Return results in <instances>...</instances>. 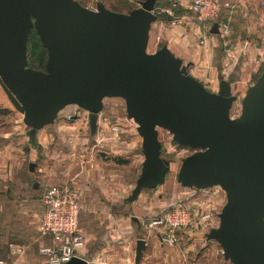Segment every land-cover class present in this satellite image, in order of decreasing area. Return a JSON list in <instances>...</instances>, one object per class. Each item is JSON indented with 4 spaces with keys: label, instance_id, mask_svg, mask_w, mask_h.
Masks as SVG:
<instances>
[{
    "label": "water",
    "instance_id": "95a60500",
    "mask_svg": "<svg viewBox=\"0 0 264 264\" xmlns=\"http://www.w3.org/2000/svg\"><path fill=\"white\" fill-rule=\"evenodd\" d=\"M155 3L143 0L117 12L100 1L88 8L78 0H0V87L22 115L32 146L37 131L66 106L87 112L94 135L103 100L123 99L144 157L126 201L165 182L170 163L158 139L164 129L193 150L182 159L176 182L196 190L218 186L225 194L218 225L205 238L218 243L230 264H264V68L231 117L238 96L223 76L210 91L166 44L147 51ZM32 30L46 50L43 69L28 66ZM210 33H219L217 22ZM144 249V239H137L136 261ZM67 264L87 261L73 256Z\"/></svg>",
    "mask_w": 264,
    "mask_h": 264
},
{
    "label": "crops",
    "instance_id": "0c3cea01",
    "mask_svg": "<svg viewBox=\"0 0 264 264\" xmlns=\"http://www.w3.org/2000/svg\"><path fill=\"white\" fill-rule=\"evenodd\" d=\"M189 1L179 0L175 15L168 18L162 11L168 0L161 1L157 13L163 17L152 23L148 45L166 44L210 91L218 90L219 76L230 82L233 93L246 91L264 68L262 0H218L222 6L218 20L229 25L225 36L210 33L196 21H183L181 16L190 12ZM3 97L7 98L0 87V116L8 120L13 109ZM70 118L55 119L38 130L35 146L30 144L19 115H12L7 129L0 132V259L10 264H46L39 248L51 240L36 227L42 210L39 197L48 184L58 183L80 192L79 231L85 243L76 253L87 264H202L198 251L195 259L188 260L199 241L200 229L194 233L190 230L186 241L179 229L176 244L168 245L160 240L164 227L151 224L184 187L176 180L172 185L164 182L150 189L152 193L147 189L135 201L127 202L144 159L141 149L138 156L133 154L131 169L122 168L127 165L116 159L101 160L92 147H81L76 153L77 149L68 148V144L77 139V128L88 127V123ZM89 136L98 135L89 130ZM111 148L121 152L125 146L121 149L114 144ZM31 162L35 164L33 171L29 170ZM139 238L144 239L145 249L136 261ZM11 243L21 244L23 253L11 254Z\"/></svg>",
    "mask_w": 264,
    "mask_h": 264
},
{
    "label": "rangeland",
    "instance_id": "374dc122",
    "mask_svg": "<svg viewBox=\"0 0 264 264\" xmlns=\"http://www.w3.org/2000/svg\"><path fill=\"white\" fill-rule=\"evenodd\" d=\"M82 5L88 7V8H95L96 2L100 1L104 3V5L114 11L117 12H128L129 10L139 7L140 2L143 0H78ZM162 0H156V7H155V14H157V8L161 6ZM186 15H191V12H187ZM158 18H156L155 21H157ZM154 21V22H155ZM193 22V21H192ZM255 39V38H254ZM159 44L155 47L153 45V42L147 46L148 52H153L157 48H159ZM40 57V58H39ZM27 59L30 63L31 61H36L39 64V61L43 62L42 65H38L40 69L42 68L46 56L45 51L40 46V42L38 40L37 35L34 31L31 32L29 36V40L27 43ZM44 59V61H42ZM260 74V73H259ZM258 77V76H257ZM255 77V79L257 78ZM254 79V81H255ZM253 81V82H254ZM205 86V85H204ZM206 87V86H205ZM208 89V86L206 87ZM245 91L242 92H236L238 96L237 100L233 103V106L230 111L231 117H236L240 112V101L243 97ZM4 98V97H3ZM5 102L8 103L10 107H12L13 111L9 112V119H11L12 115H19L22 118V115L17 112L12 104L7 100V98H4ZM1 106V105H0ZM75 106H66L63 108L57 115L56 120L62 121L67 120L66 116L71 113L72 109ZM3 108H0V110ZM1 114V113H0ZM8 120L2 119V116H0V132L3 131L2 129H7L8 127ZM76 119V118H75ZM101 126L95 132V136L97 133L104 132L106 134V138L110 136L109 129H104L105 123H107V126H109L110 122L113 121H119L122 124V132L120 134V138L117 141L114 140H107L105 142H101L97 145V137L93 138L89 136V129L87 126L84 128H77V139L75 141H71V144H68V148L77 149L76 153H80L81 147H89L92 149L94 148L96 154H99L101 160H107L108 158H112L113 160L116 159L119 164L123 163L127 165L126 167H122L124 169L130 168V163L132 162L133 154H139L141 149V137L138 135L136 131V125L135 123L126 117V111H125V103L124 100L121 98H105L103 102V109L102 114L100 118ZM105 119V121L103 120ZM23 123V122H22ZM26 127V126H25ZM99 135V134H98ZM158 139L161 143V156L165 158L170 163V169L166 175L165 178V185H172L174 181L176 180V174L178 171V167L184 157L191 154L193 150H190L188 148H182L180 145L175 143L170 133H168L164 129H158ZM117 144L122 149L123 146H125V149H123L121 152L113 150L111 148L112 145ZM138 165V162L136 163ZM131 169V168H130ZM185 188V187H184ZM182 188V192L178 193V195L174 194V201H178L179 203L183 204L185 207L189 208L191 212L193 213L194 220L191 225L187 227H182L180 231H186V233H183L181 231V237L185 236L186 238L189 237L190 230L197 231L200 229L201 233H199L200 238L199 241H197V244L195 246L194 251L190 254L188 260L192 261L196 258V252H200V262L202 264H230L229 261H225L222 256L221 248L218 245V243L213 241H208L205 238V233L209 231L210 228L216 227L218 225V217L217 214L220 212L221 207L223 206L225 202V194L223 190L218 186H213L210 188L205 189H185ZM146 191V190H144ZM147 192L152 193V191L149 189ZM168 207V206H167ZM166 207V208H167ZM209 213L210 217L205 221H200V217L205 214ZM182 242V240H181ZM176 244V241L175 243ZM173 244V245H174Z\"/></svg>",
    "mask_w": 264,
    "mask_h": 264
},
{
    "label": "built area",
    "instance_id": "2783aa9c",
    "mask_svg": "<svg viewBox=\"0 0 264 264\" xmlns=\"http://www.w3.org/2000/svg\"><path fill=\"white\" fill-rule=\"evenodd\" d=\"M261 3L264 5V0ZM180 5L179 0H168L167 6L162 11L167 16L173 17L175 9ZM188 7L191 15H186L187 13L182 15L183 21H196L200 25L206 26L207 30L214 22H217L219 34L226 35L229 25L225 21L218 20L222 9L218 0H190ZM69 106L75 107L66 116L67 118H82L86 123L88 122L86 111L76 105ZM101 114L102 111L99 113L98 119L101 118ZM103 120L105 121V119ZM106 127L110 131V136L106 138L104 132H100L99 135L97 133V145L107 140H119L122 124L115 120L110 122L109 126L105 123L104 128ZM181 147L190 149L187 146ZM40 202L42 210L37 216L36 227L38 232L49 237L51 242L49 245L41 246L39 253L45 258L46 264H67L73 256H77V249L85 243V238L79 231L80 192L71 186L50 183L42 191ZM193 216L189 208L176 201L165 208L163 214L153 218L151 224L162 225L164 230L160 235L161 242L173 245L176 241V231L191 225L194 220ZM209 217L210 214L205 213L200 217V221H205ZM8 251L13 255H20L23 253L24 247L21 244L11 243L8 245ZM0 264L10 263L0 259Z\"/></svg>",
    "mask_w": 264,
    "mask_h": 264
},
{
    "label": "trees",
    "instance_id": "16d2710c",
    "mask_svg": "<svg viewBox=\"0 0 264 264\" xmlns=\"http://www.w3.org/2000/svg\"><path fill=\"white\" fill-rule=\"evenodd\" d=\"M155 7H156V5H155ZM158 14V13H157ZM164 16L166 17V18H168L169 16H167L166 14H164ZM163 16L162 15H157V18H162ZM32 31H34V30H32ZM31 31V32H32ZM31 32H30V34H31ZM35 32V31H34ZM30 34H29V36H30ZM36 34V33H35ZM39 40V39H38ZM40 42V41H39ZM40 46H41V44H40ZM41 48H43L42 46H41ZM44 49V48H43ZM44 51H45V56H46V50L44 49ZM40 58V57H39ZM46 60V59H45ZM27 61H28V59H27ZM42 61H44V59L42 60ZM42 63L43 62H41V61H39V64L40 65H42ZM45 63V62H44ZM38 64V62H36V61H31L30 63L28 62V66H30V67H32V68H34V69H40V65ZM39 65V66H38ZM44 68V64H43V66H42V68L41 69H43ZM118 161V160H117ZM40 196H41V194H40ZM39 199H40V197H39Z\"/></svg>",
    "mask_w": 264,
    "mask_h": 264
}]
</instances>
